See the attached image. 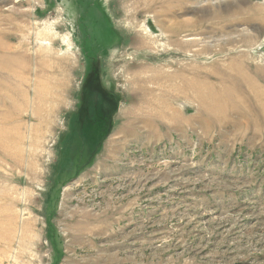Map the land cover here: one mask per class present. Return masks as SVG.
Returning a JSON list of instances; mask_svg holds the SVG:
<instances>
[{
	"label": "rangeland",
	"instance_id": "1",
	"mask_svg": "<svg viewBox=\"0 0 264 264\" xmlns=\"http://www.w3.org/2000/svg\"><path fill=\"white\" fill-rule=\"evenodd\" d=\"M129 1L0 0V264H264V0ZM85 81L118 103L73 159Z\"/></svg>",
	"mask_w": 264,
	"mask_h": 264
},
{
	"label": "flooded vegetation",
	"instance_id": "2",
	"mask_svg": "<svg viewBox=\"0 0 264 264\" xmlns=\"http://www.w3.org/2000/svg\"><path fill=\"white\" fill-rule=\"evenodd\" d=\"M86 82H83L82 88L79 91L80 93L77 95L74 118L72 121H69L61 139V144L63 143V145L65 142L77 144L76 148L74 146L75 151L71 155L73 159L75 157L74 154L85 153L83 140L87 141L85 138L87 134H90V137L93 136L95 140L104 138L110 130L109 127L112 126L113 114L116 112L118 103V97L115 96L114 92L112 93L101 88V91L99 89L95 91V88L88 89L90 86ZM86 129L88 133H85L84 130ZM87 142L90 143L89 140ZM65 156L66 158H70V156Z\"/></svg>",
	"mask_w": 264,
	"mask_h": 264
},
{
	"label": "bare ground",
	"instance_id": "3",
	"mask_svg": "<svg viewBox=\"0 0 264 264\" xmlns=\"http://www.w3.org/2000/svg\"><path fill=\"white\" fill-rule=\"evenodd\" d=\"M160 1V0H159ZM131 4V8L132 10L135 11L136 14L138 15H141V14H144V13H147V12H151V15L156 18L157 20L160 18V14H159V11H155V3H156V0H130L129 1ZM128 4V3H126ZM159 4V3H158ZM184 10V9H183ZM179 13V12H178ZM185 13V12H184ZM136 14L133 15H130V18L131 20H134V18L136 17ZM165 15L167 17H169V11H166ZM142 16V15H141ZM153 18V19H154ZM165 19V18H164ZM16 20V19H15ZM170 21V20H169ZM184 22H182V29L181 30H184V26H183ZM162 25L159 26V28L161 29ZM176 29V28H175ZM179 29V28H178ZM49 32V31H47ZM137 35V34H135ZM143 35L145 37H143ZM143 35H137L138 36V40H139V43L142 47H148L149 44L151 43V39L149 38L148 35H146L145 33ZM48 36V34H47ZM49 38V36H48ZM46 40V39H45ZM67 39H64V42L66 41ZM46 41H50L49 39H47ZM47 47L49 45V43H46ZM13 48V47H12ZM4 52V51H3ZM48 67V66H47ZM152 72H148L146 70V67L144 69H142V73L141 74H136L135 73L133 74V78H134V84H136L138 86V88H140L141 91L144 92V94H153V97L155 96L154 93H152V91L150 89H148L147 87H144L146 85L147 82H150L153 84V81H157L158 78V75H155V74H151ZM165 76V75H164ZM166 78V77H165ZM176 78V77H175ZM163 79V78H162ZM173 79V78H172ZM165 81V80H164ZM163 81V82H164ZM171 81V80H170ZM160 82V81H159ZM167 82V81H166ZM172 82V81H171ZM155 83V82H154ZM170 82H167L166 86H168ZM183 83H184V80H183ZM162 84V83H161ZM172 84V83H171ZM151 85V84H150ZM160 85V84H159ZM158 86V85H157ZM173 86V84H172ZM171 86V87H172ZM170 86H168L169 88ZM179 86H177L178 88ZM166 88V89H168ZM186 88V85L183 84L182 85V88H181V94L182 96L184 95V89ZM152 89V88H151ZM162 89V88H161ZM160 89V90H161ZM176 90V89H175ZM188 90V89H187ZM154 91V90H153ZM155 92V91H154ZM180 92L176 95H173L172 94V97L174 99H176V97H180ZM255 93V92H254ZM186 95V94H185ZM157 97V96H156ZM154 97V98H156ZM171 97V95H170ZM148 98V97H147ZM150 98V96H149ZM157 100V99H156ZM154 102V100L148 105L149 106V109L147 112H145L144 110H142L140 113L143 114V119L145 120V123L147 122H156L158 120H164L165 122H167V124L169 123L172 115H173V112L171 113V110L167 107H163V109L159 108L161 105L159 104L158 100ZM160 100V99H159ZM145 102V101H144ZM148 103V102H147ZM162 107V106H161ZM170 124V123H169Z\"/></svg>",
	"mask_w": 264,
	"mask_h": 264
}]
</instances>
